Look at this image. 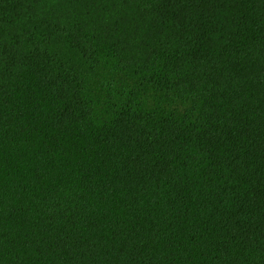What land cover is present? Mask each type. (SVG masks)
<instances>
[{
	"label": "trees",
	"instance_id": "16d2710c",
	"mask_svg": "<svg viewBox=\"0 0 264 264\" xmlns=\"http://www.w3.org/2000/svg\"><path fill=\"white\" fill-rule=\"evenodd\" d=\"M0 264H264V0H0Z\"/></svg>",
	"mask_w": 264,
	"mask_h": 264
}]
</instances>
